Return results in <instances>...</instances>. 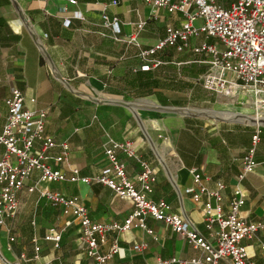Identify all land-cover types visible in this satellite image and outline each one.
<instances>
[{
	"label": "crops",
	"instance_id": "0c3cea01",
	"mask_svg": "<svg viewBox=\"0 0 264 264\" xmlns=\"http://www.w3.org/2000/svg\"><path fill=\"white\" fill-rule=\"evenodd\" d=\"M76 1L73 5L66 0H0V131L8 113L5 100L17 89L25 96L27 108L47 111L46 134L57 143L67 142L71 146L69 163L54 164L56 168H63L68 174L70 169L76 168L83 177L97 176L107 165L104 150L110 140H128L137 148L140 161L154 168L157 174L150 199L155 203H169L173 212L181 214L209 241L215 240L218 225L215 224L212 230L206 227L205 198L195 202L185 193L193 186V170L203 175L210 190L216 188L217 181L226 185L222 193L225 211L233 189L239 185L246 200L241 216L247 222L264 223V121L255 154L258 165L239 181L243 158L252 147L256 125L160 110L161 107L207 109L249 112L255 116L251 100L241 105L235 100L227 102L229 99L202 86L199 80L210 68L206 54H196L191 49L178 52L167 47L154 56L162 62L158 67L141 59L140 50L149 49L163 40L168 27L182 26L181 13L159 9L156 18H151L153 9L144 0ZM19 9L33 25L49 59L69 88L51 71L41 48L24 27ZM76 13L82 18L74 17ZM104 13L110 19L117 18L119 35L104 26ZM66 19H71L69 28L64 25ZM143 22L146 25L138 33L137 26ZM136 33L140 47L130 41ZM202 40L203 37L192 39L191 47ZM148 65L151 67L147 68ZM31 99L36 103L32 104ZM129 103L135 107L138 117L128 109ZM243 106L246 109L241 112ZM59 151L57 148L54 152ZM3 152L4 147L0 145V156ZM158 155L165 160L170 178ZM120 157L128 164L129 177L135 179L142 170L141 162L122 154ZM32 184L33 181H28L22 190L27 192ZM49 188L77 197L89 209L91 217L99 222L123 224L133 211L130 201L118 198L111 189L99 183H56ZM137 189H140L139 185ZM33 194L39 195L38 192ZM33 194L29 193L27 198L33 199ZM34 209L30 226L33 238H39L42 253L34 260V250L27 259L14 250L12 257H21L20 264H90L85 255L86 245L72 216L63 215L58 206L47 211L39 205ZM146 223L154 237L136 227L110 235V240L117 238L122 251L108 264H160V261L173 258L190 260L203 256L201 250L195 249L184 236L174 233L164 223L153 219ZM53 225L62 233L59 249L44 241ZM7 242L6 236L0 237L1 246ZM140 243L146 244V249L133 250V246ZM262 245L264 230L255 239L242 241L252 264H264ZM9 248L12 249L10 244ZM108 250L109 245L102 247L103 253ZM220 264L230 263L222 261Z\"/></svg>",
	"mask_w": 264,
	"mask_h": 264
},
{
	"label": "built area",
	"instance_id": "2783aa9c",
	"mask_svg": "<svg viewBox=\"0 0 264 264\" xmlns=\"http://www.w3.org/2000/svg\"><path fill=\"white\" fill-rule=\"evenodd\" d=\"M75 5L76 0H66ZM156 18V11L164 9L168 13H181L183 23L180 28L168 27L166 37L149 49L140 50L141 59L158 67L161 61L154 56L167 47L178 52L191 49L196 54H206L209 58V70L199 82L209 92L224 96L236 102L246 98L251 100L252 119L257 130L252 136V147L243 158L242 172L238 180L242 181L257 167L255 160L256 147L260 141L261 123L264 121V0H144ZM76 18H82L76 13ZM103 24L114 35L120 34L117 18L104 13ZM69 28L71 19L64 21ZM145 22L137 26L142 31ZM135 36L131 42L140 47ZM203 37L199 45L191 47V40ZM212 39L214 42H209ZM116 40H118L116 38ZM146 66L147 68L151 66ZM32 104L36 103L31 99ZM7 117L0 131V145L4 152L0 156V228L10 234L7 221L14 218L19 211L18 193L28 181V193L38 192L40 198L52 206L62 209L63 215L72 216L80 231L81 240L86 245L85 255L90 264H108L116 255L121 254L117 238L110 240L111 234H120L136 227L144 229L154 237L146 221L153 219L170 227L174 233L184 236L195 249L203 252L202 257L190 260L173 258L160 261V264H252L246 248L242 246L245 239L253 240L264 230V223L247 222L241 216V208L245 205V194L238 185L233 189L227 211L223 208V191L226 185L217 181L216 188L210 190L203 181V175L192 171L193 186L185 190L195 202L204 201V220L208 230L215 224L218 231L214 233L213 242L206 239L200 231L193 228L181 214L172 211L165 201L155 203L150 195L157 182L154 168L140 161V156L131 141L116 142L110 140L104 150L107 165L101 173L94 177H83L79 169H70V174L54 164L69 163L70 147L67 142L57 143L46 134L48 113L44 109L26 107L25 96L17 89L5 100ZM59 152H54L56 149ZM120 154L129 159L141 162L142 170L135 179L129 177L126 162ZM99 183L111 189L118 198L128 200L133 211L123 224L116 222H99L91 217L89 209L77 197L68 196L49 188L52 184ZM137 185L140 189H137ZM62 233L53 225L44 236V241L52 243L59 249ZM9 238V243L14 242ZM34 260L42 253V246L36 236L32 240ZM109 245L107 253L102 247ZM146 244L133 246L135 251H143ZM264 249V245H262Z\"/></svg>",
	"mask_w": 264,
	"mask_h": 264
},
{
	"label": "rangeland",
	"instance_id": "374dc122",
	"mask_svg": "<svg viewBox=\"0 0 264 264\" xmlns=\"http://www.w3.org/2000/svg\"><path fill=\"white\" fill-rule=\"evenodd\" d=\"M249 100L246 98L243 101H239V105L246 104ZM241 112L244 109L240 108ZM5 109L3 110V112ZM56 186H53L55 188ZM28 192V191H27ZM26 191H21V199L19 197V211L14 218H11L7 221V227L10 229V234H7V231L0 228V237L3 238L6 236V239L14 237V242H10L5 244V246H1L3 255L6 256V259L14 264H20V261L23 259L20 257L17 259L16 257H12L11 253L14 250L18 251L19 254H24V258H28V254L33 252V245L31 243L33 238V231L31 230V213L35 210L34 208L39 205L40 208H43L44 211L49 210L50 207H53L51 204L47 203L44 199H40L38 194H33L35 196L33 199L27 198ZM23 193V194H22ZM47 220V217H46ZM9 244L11 245L12 249L9 248ZM21 256V255H19ZM109 263V262H108ZM24 264H31V263H24Z\"/></svg>",
	"mask_w": 264,
	"mask_h": 264
},
{
	"label": "water",
	"instance_id": "95a60500",
	"mask_svg": "<svg viewBox=\"0 0 264 264\" xmlns=\"http://www.w3.org/2000/svg\"><path fill=\"white\" fill-rule=\"evenodd\" d=\"M19 15H20V18L23 20V22L25 23V28L28 30V32L30 33V35L33 37L35 43L38 45L39 48H41V52L44 56V58L46 59L51 71L53 72V74L61 81L63 82L68 88H69V84L61 78V76L59 75V73L57 72L56 68L54 67L55 65H53V63L51 62V60L49 59L47 53H46V50L45 48L43 47L42 45V42L41 40L39 39L38 35L36 34L35 30L33 29V25L31 24V22L26 18V16L24 15V13L19 9ZM128 109H130L132 111V113L137 116L136 112H135V107L132 105V104H128L127 105ZM187 108H165V107H161L160 110H162V112H165V113H176V114H179V115H188V114H185L183 112H179L180 110H186ZM204 110H207V109H204ZM210 111H213V110H210ZM138 117V116H137ZM138 119V118H137ZM209 119V118H208ZM213 120V119H212ZM220 120V119H219ZM219 120H215V121H219ZM220 121H236L238 123H243V124H252V125H257L255 122H253L251 119H237V120H220ZM140 122V121H139ZM141 124V122H140ZM141 127L143 128V130L145 131L146 133V136H147V139L150 143H152L146 129L143 127V125L141 124ZM159 157V160L161 162V165L162 167L164 168V170L167 172L169 178L171 177V174L167 168V165L165 163V160L163 159V157H161L160 155H158ZM9 264H13V263H9Z\"/></svg>",
	"mask_w": 264,
	"mask_h": 264
},
{
	"label": "bare ground",
	"instance_id": "6f19581e",
	"mask_svg": "<svg viewBox=\"0 0 264 264\" xmlns=\"http://www.w3.org/2000/svg\"><path fill=\"white\" fill-rule=\"evenodd\" d=\"M23 21V20H22ZM24 23V22H23ZM25 25V23H24ZM234 100H229L227 102H233ZM227 105V104H226ZM231 105V104H230ZM243 109L244 106L242 107ZM179 112H183L188 115H194V116H199L203 118H209L213 120H237V119H253L255 116H251L249 112H244V113H230L229 111H210V110H192L187 108L186 110H180ZM253 115V114H252ZM231 116V117H228ZM12 263L9 260L6 259V256L3 255L2 248L0 245V264H9ZM14 264V263H13Z\"/></svg>",
	"mask_w": 264,
	"mask_h": 264
}]
</instances>
